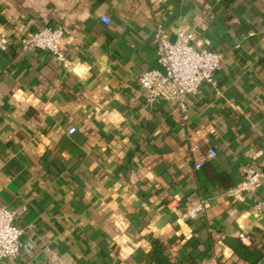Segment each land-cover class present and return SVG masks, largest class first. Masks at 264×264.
I'll list each match as a JSON object with an SVG mask.
<instances>
[{"label":"crops","instance_id":"crops-1","mask_svg":"<svg viewBox=\"0 0 264 264\" xmlns=\"http://www.w3.org/2000/svg\"><path fill=\"white\" fill-rule=\"evenodd\" d=\"M157 22L226 55L186 112L139 88ZM43 26L65 28L69 69L23 52ZM250 167L264 169V0H0V205L25 229L21 259L0 264H145L150 234L180 239L176 264H264V185L238 190Z\"/></svg>","mask_w":264,"mask_h":264},{"label":"built area","instance_id":"built-area-1","mask_svg":"<svg viewBox=\"0 0 264 264\" xmlns=\"http://www.w3.org/2000/svg\"><path fill=\"white\" fill-rule=\"evenodd\" d=\"M104 21L109 23L108 19ZM65 37V28L43 26L22 38V50L32 53L47 51L64 68L69 69L71 61L62 47ZM152 43L157 50L159 67L145 71L138 80L148 104L155 106L163 99H171L186 112L188 96L198 94L203 83L217 86L216 75L223 68L226 56L224 52L195 46L192 34L183 31L172 41L169 31L161 22H157L154 27ZM76 131L77 128L73 127L69 132L74 134ZM209 152L212 156L217 154L214 149ZM202 165L203 163H197L196 168L199 169ZM244 176L238 187L240 192L249 187L264 185V169L247 168ZM256 207L261 210L264 202H258ZM19 219L20 212L17 208L0 205V262L12 263L22 257L25 229L20 225ZM240 238L245 241L247 236L241 233ZM210 264H222V261L213 258Z\"/></svg>","mask_w":264,"mask_h":264},{"label":"trees","instance_id":"trees-1","mask_svg":"<svg viewBox=\"0 0 264 264\" xmlns=\"http://www.w3.org/2000/svg\"><path fill=\"white\" fill-rule=\"evenodd\" d=\"M150 242L152 245V251L141 257L142 262L145 264H176L172 261L168 251L171 249V246L179 243L180 239L174 238L166 242L162 238L150 234ZM251 251L253 250L248 249V247L243 244L236 247V252L243 256L246 253H251ZM255 253L258 252L255 251Z\"/></svg>","mask_w":264,"mask_h":264}]
</instances>
